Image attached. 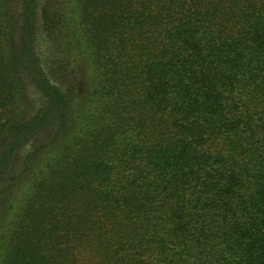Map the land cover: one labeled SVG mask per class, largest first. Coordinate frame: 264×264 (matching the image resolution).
<instances>
[{"label":"trees","instance_id":"trees-1","mask_svg":"<svg viewBox=\"0 0 264 264\" xmlns=\"http://www.w3.org/2000/svg\"><path fill=\"white\" fill-rule=\"evenodd\" d=\"M0 264H264V0H0Z\"/></svg>","mask_w":264,"mask_h":264},{"label":"rangeland","instance_id":"rangeland-1","mask_svg":"<svg viewBox=\"0 0 264 264\" xmlns=\"http://www.w3.org/2000/svg\"><path fill=\"white\" fill-rule=\"evenodd\" d=\"M38 137L36 136L35 139H31L32 141H35ZM32 141H29V142H32ZM15 158H18L17 156H15Z\"/></svg>","mask_w":264,"mask_h":264}]
</instances>
